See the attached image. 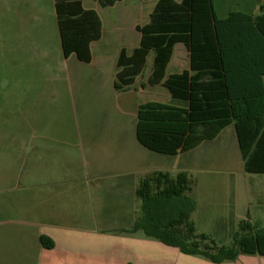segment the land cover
<instances>
[{"label": "rangeland", "instance_id": "374dc122", "mask_svg": "<svg viewBox=\"0 0 264 264\" xmlns=\"http://www.w3.org/2000/svg\"><path fill=\"white\" fill-rule=\"evenodd\" d=\"M255 6L259 13V0ZM217 13L219 17L227 15L220 8ZM118 48H104L109 54L105 62L75 64L76 58L66 62L54 0H0V190L31 185L33 134L56 137L58 141L51 144L68 150L72 165L78 167L82 177L87 173L86 213L83 206L71 207L80 214L69 223L77 232L107 234L128 230L140 214L141 202L134 215L131 196L111 182L118 167L129 164L137 143V117L127 110L125 94L113 87ZM132 48L127 47L129 53ZM183 49L182 44L176 46L174 57ZM185 56L186 64L188 54ZM152 63L150 54L137 88L147 82ZM182 70L171 63L167 75ZM144 95L146 98L138 96L140 102L181 105L165 87H153ZM232 129L233 126L227 127L218 139L206 141L193 152L177 157L158 154L168 157L174 168L185 167L193 181L192 197L196 201L191 218L199 232L224 245L230 243L232 232L245 218L241 215L244 202L249 203L244 214L248 212L251 223L264 227V175L252 174L242 179L243 164ZM244 188L246 197L242 195ZM21 193L0 192V218L17 215L15 201ZM23 193L24 199L30 194ZM133 218V224L128 226ZM152 241V264H215L203 256L187 255L176 249L161 257V251L157 252L159 249L154 246L161 244Z\"/></svg>", "mask_w": 264, "mask_h": 264}, {"label": "trees", "instance_id": "16d2710c", "mask_svg": "<svg viewBox=\"0 0 264 264\" xmlns=\"http://www.w3.org/2000/svg\"><path fill=\"white\" fill-rule=\"evenodd\" d=\"M111 6L122 0H98ZM63 55L91 61V44L102 35V22L82 0H54ZM141 42L130 53L122 48L114 88H130L153 54L147 79L162 85L175 106L148 101L138 106L136 137L150 151L168 156L185 154L212 141L227 127L235 128L244 171L264 174V5L259 14L231 12L219 18L213 0H158L150 21L137 26ZM183 44L189 69L166 76L175 46ZM193 181L187 171H156L143 177L136 190L140 214L134 225L120 233L142 231L144 236L200 255L215 264L240 255L264 256V227L249 219L238 222L228 245L199 232L192 213ZM43 247L54 241L42 235Z\"/></svg>", "mask_w": 264, "mask_h": 264}, {"label": "crops", "instance_id": "0c3cea01", "mask_svg": "<svg viewBox=\"0 0 264 264\" xmlns=\"http://www.w3.org/2000/svg\"><path fill=\"white\" fill-rule=\"evenodd\" d=\"M259 1L263 6V0ZM157 2L158 0H122L111 6H103L98 0H91L89 4H85L86 0H82L83 7L94 9L99 14L102 22L101 38L91 44V61L86 64L92 65L95 62H105L109 54L104 48L108 46L119 47L118 57L122 48L127 49L128 46H131L133 50L138 47L141 42V33L137 30V26L145 25L150 21V15ZM255 3H257V0H213V7L217 16V8L223 9L227 15L231 12H245L256 15L260 12L258 13ZM226 16L218 17L225 18ZM178 45L180 44L176 46ZM174 53L166 70L167 77L169 76L167 71L171 63L174 67L181 66L183 70L189 69L190 66L189 54L185 46L178 57L175 58ZM185 54H188L186 64L183 62L186 57ZM74 58L78 60L74 55L65 58V60L66 62H74L72 61ZM80 62L78 60V63L75 64H81ZM140 76L137 77L130 88L119 92L125 94L123 102L126 104L127 110L136 117L138 106L143 103L138 100V96L145 97L144 94L151 92L153 87H163L162 85L151 86L147 82H142L140 87L137 88L136 83ZM159 90L162 93L164 92L161 89ZM232 130V137L240 152L235 128L233 127ZM222 132L216 139L221 136ZM53 141L58 140L52 135L33 134L31 185L13 186L0 190V192L6 193L9 191L22 192L21 196L15 201L17 215L0 218V264H152L155 260L152 244L155 241L145 237L142 231L120 233L116 232L119 230H112L105 234L104 232H89L87 230L77 232L73 230L69 223L73 220V216H76L77 219L80 214L78 215L79 211L77 209L73 212L71 207L74 205L83 206V213H86L87 173L85 172V177H82L78 167L72 165L73 161H70L68 150L52 145L51 142ZM204 143L190 152L197 150ZM133 148L134 152L131 153L129 164L118 167L117 170L115 168L116 171L111 178V182L117 189L131 196L134 201V215H136L137 205L140 202L136 190L143 177L156 171H168L176 174L180 171H186V169L184 166H178L177 168L170 166L168 157H161L158 155L159 153L148 150L138 140ZM241 174L242 179L252 175L244 171L243 165ZM23 192H30V194L26 195L24 199ZM246 193L247 191L244 188L242 195L246 197ZM247 205H249L248 202L243 203L242 208H244L241 215L251 222V216L248 212L244 214ZM130 221L128 226L133 224L134 218ZM42 235L48 236L54 241L53 248L43 247L40 242ZM159 243L161 245L155 243L154 246L159 249L157 252L161 251V257H167L169 250H178L161 242ZM242 259L246 261L242 262ZM238 261L241 262L240 264H264V256L240 255L235 260V262Z\"/></svg>", "mask_w": 264, "mask_h": 264}]
</instances>
